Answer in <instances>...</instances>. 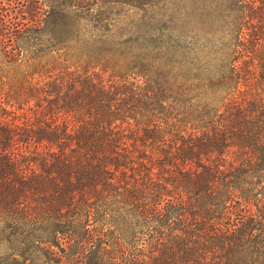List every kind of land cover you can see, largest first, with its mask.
I'll use <instances>...</instances> for the list:
<instances>
[{"label": "trees", "instance_id": "16d2710c", "mask_svg": "<svg viewBox=\"0 0 264 264\" xmlns=\"http://www.w3.org/2000/svg\"><path fill=\"white\" fill-rule=\"evenodd\" d=\"M8 2L0 264H264V34L201 65L86 0Z\"/></svg>", "mask_w": 264, "mask_h": 264}, {"label": "rangeland", "instance_id": "374dc122", "mask_svg": "<svg viewBox=\"0 0 264 264\" xmlns=\"http://www.w3.org/2000/svg\"><path fill=\"white\" fill-rule=\"evenodd\" d=\"M0 1L7 7L8 1L16 0ZM69 1L37 0L34 6L40 14H45L49 4L58 5ZM86 1L92 9L84 10L81 14L87 15L89 19L103 16L116 19L118 23L113 30L121 36L130 34L140 37V43H143L144 37H148L146 39L149 41H165L176 36L179 38V51L184 53L185 60L193 59L194 63L201 65L226 64L234 60L233 51L247 46L244 38H248L245 34L249 30L246 28L256 27L257 30H252L264 34V1L250 5L249 0H118L140 5L133 7L121 4L113 6L112 11L107 10V6L115 0ZM100 8L103 11H99ZM25 10L22 9L21 15L28 17ZM68 13L72 14L70 11ZM258 200L264 201V191ZM249 208L251 213L256 214L253 205ZM259 213H264V210Z\"/></svg>", "mask_w": 264, "mask_h": 264}]
</instances>
